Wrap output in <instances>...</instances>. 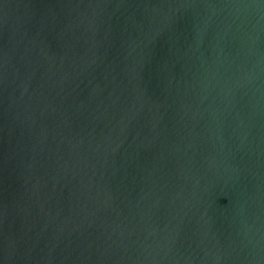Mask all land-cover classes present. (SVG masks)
Masks as SVG:
<instances>
[{
    "label": "water",
    "instance_id": "water-1",
    "mask_svg": "<svg viewBox=\"0 0 264 264\" xmlns=\"http://www.w3.org/2000/svg\"><path fill=\"white\" fill-rule=\"evenodd\" d=\"M0 264H264V0H0Z\"/></svg>",
    "mask_w": 264,
    "mask_h": 264
}]
</instances>
